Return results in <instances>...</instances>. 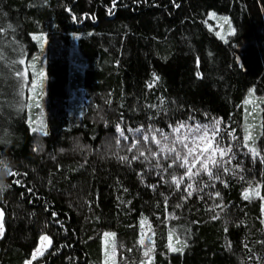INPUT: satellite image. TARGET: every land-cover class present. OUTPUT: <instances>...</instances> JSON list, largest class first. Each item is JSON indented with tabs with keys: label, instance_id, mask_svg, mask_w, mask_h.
I'll return each mask as SVG.
<instances>
[{
	"label": "trees",
	"instance_id": "16d2710c",
	"mask_svg": "<svg viewBox=\"0 0 264 264\" xmlns=\"http://www.w3.org/2000/svg\"><path fill=\"white\" fill-rule=\"evenodd\" d=\"M5 168L0 264H264V0H0Z\"/></svg>",
	"mask_w": 264,
	"mask_h": 264
},
{
	"label": "rangeland",
	"instance_id": "374dc122",
	"mask_svg": "<svg viewBox=\"0 0 264 264\" xmlns=\"http://www.w3.org/2000/svg\"><path fill=\"white\" fill-rule=\"evenodd\" d=\"M207 24L208 27L213 30L217 36H219L221 39L227 40L229 38L230 35H232L235 32V26L233 23V20L231 18V16L229 14L226 13H218L216 11H210L209 15H208V20H207ZM41 33H35L34 37H39L41 36ZM42 47V45H41ZM72 64L74 67L76 68H80L83 67L85 65V61L82 57V55L79 52V47H78V42L76 41L74 43L73 46V50H72ZM43 75L40 76L39 79L36 80L35 82V87L32 86L30 89V99L31 101L37 102L39 97V92L42 90L44 84L46 83L45 80V73H42ZM78 93L74 92V95L71 99L72 101V105H73V109H75V107H78ZM262 104H263V97L255 92H250V94L247 96L246 98V114H247V125H248V131L251 134V130L254 127V125L257 123L258 121V117H259V111L262 108ZM206 133H202L201 135L205 138ZM208 135V133H207ZM208 145L203 147V149H207ZM263 211H264V205H263ZM0 213H2V215H0V223H2L3 225V231H4V213L3 210L0 208ZM3 234V232H2ZM2 234H0V238L2 236ZM107 234V235H106ZM104 237V259H103V264H116V258H115V253H114V243H113V233L111 231H107ZM47 236V235H44ZM42 236V237H44ZM48 237V236H47ZM50 239V237H48ZM151 234L149 232V228L148 227H144L143 230V243L148 247L149 243H151ZM51 241V239H50ZM181 243V239L176 235L175 232H171V236H170V247L171 250L174 251L179 247V244ZM51 243L49 244V242L47 240H41L39 241V245L36 248V250L38 248H40L43 252V254L46 252V250L50 247ZM36 250L34 251V253H36ZM148 250V249H147ZM41 255L39 253L36 254V257L33 258L32 257L26 262V264H28L29 261H31V264L33 263V261L40 257ZM142 264H150V259L147 258Z\"/></svg>",
	"mask_w": 264,
	"mask_h": 264
},
{
	"label": "snow or ice",
	"instance_id": "6c2138e0",
	"mask_svg": "<svg viewBox=\"0 0 264 264\" xmlns=\"http://www.w3.org/2000/svg\"><path fill=\"white\" fill-rule=\"evenodd\" d=\"M23 62H24L23 60L20 61V63H23ZM33 67H34V65H33ZM40 75L42 76L43 74L40 73ZM33 86L35 87V82H33ZM181 127H182V125H181ZM33 130L36 131V129H33ZM174 131H177V132H178V131H179V128L174 129ZM45 134H47V133H45ZM121 135H123V132H122V131H121ZM145 139H147V137H145ZM157 143H159V142H157ZM205 150H207V149H205ZM172 151H175V149H172ZM191 151H192V150L190 149V150H189V154H191ZM219 151L221 152V155L224 154V150H223V149H220ZM253 151H255V150L253 149ZM176 159H177V160H179V159H183V160H184V164L187 163V158H186V157L181 158L180 155H179L178 153H177ZM184 164H181V166L183 167ZM170 166H171V165H170ZM9 174H10V175H16V173H12L11 171L9 172ZM188 174H189V175L192 174L190 169H189V173H188ZM177 183H179V182H177ZM189 187H191V185H189ZM245 198H247V194L245 195ZM0 215H2V213H0ZM2 232H3V225H2V223H0V234H2ZM106 235H107V234H106ZM41 240H42V241H43V240H47V241L49 242V244L51 243L50 239H49L47 236L41 237ZM37 253H39L40 255H43L42 250H41L40 248H38V249L36 250V253H33V258L36 257V254H37ZM146 254H147V253H146ZM28 264H31V261H29Z\"/></svg>",
	"mask_w": 264,
	"mask_h": 264
},
{
	"label": "clouds",
	"instance_id": "9594fccd",
	"mask_svg": "<svg viewBox=\"0 0 264 264\" xmlns=\"http://www.w3.org/2000/svg\"><path fill=\"white\" fill-rule=\"evenodd\" d=\"M8 171H9V170L6 169V168L3 169V170H0V185L3 184V179H2L3 175L7 174Z\"/></svg>",
	"mask_w": 264,
	"mask_h": 264
}]
</instances>
